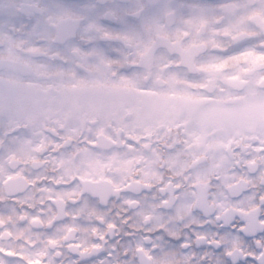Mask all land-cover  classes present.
<instances>
[{
  "label": "snow or ice",
  "instance_id": "obj_1",
  "mask_svg": "<svg viewBox=\"0 0 264 264\" xmlns=\"http://www.w3.org/2000/svg\"><path fill=\"white\" fill-rule=\"evenodd\" d=\"M0 264H264V0H0Z\"/></svg>",
  "mask_w": 264,
  "mask_h": 264
}]
</instances>
